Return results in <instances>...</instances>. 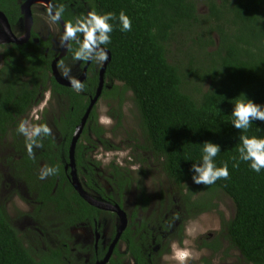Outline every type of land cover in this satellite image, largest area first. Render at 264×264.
<instances>
[{"label": "trees", "instance_id": "16d2710c", "mask_svg": "<svg viewBox=\"0 0 264 264\" xmlns=\"http://www.w3.org/2000/svg\"><path fill=\"white\" fill-rule=\"evenodd\" d=\"M20 1L23 0H0V9L12 27L21 17ZM53 1L54 10L63 6L65 23H74L91 11L112 12L117 19L111 22L114 26L111 43L106 46L109 59L102 64L91 61L82 82L84 90L79 94L54 77V57L47 56L42 48L50 42L42 41L39 45L31 40L22 45L13 44L2 52L0 131H15L14 147L21 156L17 167L23 170L30 189L35 192L38 207L49 209L58 218L62 223L61 234H64L62 229L82 224L95 227L101 222L102 214H115L82 198L64 170L73 134L97 91L101 69L106 64L102 94H109L117 109V114L110 115L121 122L127 92L131 90L141 115L142 135L146 136L143 143L138 136L134 137V147L150 152V158L161 164L167 177L180 189L184 201L169 215L161 208L149 214L151 197L140 182L130 222L120 233V238L127 242L129 260L135 264H159V259L169 251L170 241L183 239L185 223L209 210L206 199L194 198L195 193L191 189L185 192V188L187 183H193L190 167L200 156L201 144L211 141L221 146L216 162L218 166L228 163L229 177L210 186L202 185V189L208 193L222 190L233 200L236 210L224 222L220 234L206 237L201 245L218 253L227 241L240 251L245 263L264 264V170L253 172L245 162L236 168L232 166L233 157L238 156L239 135L264 137V122L253 121L247 133L239 132L229 122L234 98L241 93L264 105V0ZM199 2L205 4L206 13L199 11ZM121 11L132 21L129 32L120 30ZM176 43L179 44L176 51L186 49V60L173 57ZM78 46L70 42L67 57L59 64L72 60ZM80 62L84 69L88 62ZM3 71L7 72L6 78ZM114 81L122 82L123 88ZM207 82L210 85L203 91L201 86ZM192 85L195 89H191ZM47 89L53 97L67 102L62 114L53 117L61 140L50 131L49 135L38 138L41 146H34L30 156L26 139L17 127L31 108L41 102ZM46 121L44 116L40 125L49 127ZM82 134L75 160L84 189L125 210L126 192L135 178L130 164L139 163V174L147 176V153L134 155L135 160L126 166L112 161L108 169L110 176H106L111 185L108 190L96 170L101 162L93 159L91 153L97 146L106 150H118L121 146L104 139L105 130L98 123L96 105ZM145 142L147 145H143ZM45 166L58 171L41 180L39 175ZM116 235L113 229L112 239ZM62 237L59 235L57 240L64 241ZM106 250L99 249L101 257ZM60 258L59 253L37 258L20 238L0 202V264H61ZM200 261L211 264L205 258ZM124 263V253L116 247L110 264Z\"/></svg>", "mask_w": 264, "mask_h": 264}, {"label": "rangeland", "instance_id": "374dc122", "mask_svg": "<svg viewBox=\"0 0 264 264\" xmlns=\"http://www.w3.org/2000/svg\"><path fill=\"white\" fill-rule=\"evenodd\" d=\"M32 9V32H35L38 37L43 38L49 37L50 35L54 46L50 54L55 58L59 57L65 49V47L60 46L63 28L59 26L58 22L53 23L51 21L49 13L47 12L48 9L44 5L34 6ZM199 11L206 13V6L202 2H199ZM15 31H21L20 24L15 27ZM178 46L179 44L176 43L172 49L173 57L181 59L182 61L186 60V49L182 52L176 51L175 49ZM69 49L70 42L67 52ZM3 50L4 46H0V69L4 67V60L2 58ZM64 57L65 55L59 61ZM80 63V61L70 59V61H65L61 65L58 64V69L62 72L64 68H69L71 70L70 75L78 78L83 73V67ZM3 77H7L6 71H3ZM114 84L123 88V83L120 81H114ZM209 85L210 82L202 85L203 91ZM191 89H195V87L192 85ZM49 91L48 89L39 104L31 108L24 120H28L31 125H40L38 123L39 120L41 119L43 121L42 118L46 115V122L51 132L61 140L53 117L62 114L67 102L65 103L66 99L52 97ZM127 94L123 105V118L121 122H118L110 115V113L117 114V109L115 101L112 100L109 94H102L96 105L98 123L105 130L104 139L110 143L120 145L121 148L118 150H106L104 146H97L91 153L93 159L101 162V166L96 170L100 173L99 180L108 190L111 189V185L106 176H110L108 169L112 161H115L120 166H126L132 160H135L134 155L138 156V153H147L145 155L149 159H147L149 166L147 168V176L143 177L139 174V163L130 164L135 178L129 191L126 192L124 209L127 212V216H125V227L130 222V212L139 194V184L141 181L151 197V204L148 209L149 214L161 208L166 215H169L168 212L178 209L179 205L184 202L180 196V189L167 177L161 164L150 158V152L137 150L134 147V137L138 136L140 142L143 143L146 136L142 135L141 115L136 107L133 93L130 90ZM49 98L51 99L49 100ZM14 132L6 131L3 133L0 131V202L5 206L14 227L18 230L20 238L33 251L37 258L59 253L61 254V264H65L64 256H66V251L62 250V245L65 240L58 241L57 239L59 235H69L74 241V245L80 246L81 243L84 244V247L81 246V248H84V251L91 254L83 255L85 258L84 264H91L92 246L95 237L94 226L81 225L75 227L71 232L69 228L67 230L62 229L64 234H61L60 229L62 223L58 222V218L55 215L53 216L49 209H40L38 207L35 192L30 189V185L24 177L23 170L17 167L18 164L16 162L20 161L21 156L17 153V148L14 147ZM146 143L143 145H147ZM79 180L82 186H84L81 177H79ZM186 185L188 186L185 188V192L191 189L195 193L193 195L194 198L201 197L203 200L206 199L210 208L186 223L187 231H185V234L187 235L186 238L189 239L187 246H192L195 251V256L183 264H204L202 262L203 260L200 261L202 258L211 261V264H248L243 260L240 251L235 247L232 248L227 241L223 242L221 251L218 253H213L210 249L204 248L201 245L206 237H214L220 234L224 222L229 221L234 216L236 208L233 200L222 190H218L215 193H208L207 190L202 189V184L187 183ZM170 206H172V209ZM117 213L116 215L102 214L100 216L101 222L98 228L103 229V234H108V239L111 230L115 227L118 229L120 224V217ZM119 249L125 254L127 252V242L121 241L119 243ZM170 259L171 257L167 255L160 260V263L176 264ZM128 262L134 264L133 260H129Z\"/></svg>", "mask_w": 264, "mask_h": 264}, {"label": "clouds", "instance_id": "9594fccd", "mask_svg": "<svg viewBox=\"0 0 264 264\" xmlns=\"http://www.w3.org/2000/svg\"><path fill=\"white\" fill-rule=\"evenodd\" d=\"M63 13V6L57 7L54 14L53 10L50 9L51 21L53 23L61 21ZM116 19V15L112 12L100 14L91 11L86 16L77 18L74 23H66L60 38V46L67 47L69 42L74 41L79 45L73 54L74 61H96L102 64L109 59V51L106 46L111 43L110 34L114 27L111 22ZM118 19L121 31L129 32L132 30V21L124 11L119 13ZM70 71L69 68H64L61 75L69 81L71 88L79 94L84 90V84L79 79L72 77ZM232 105L229 122L239 132L247 133L253 121L264 122V105L255 103L246 94L241 93L234 98ZM17 131L25 137L26 147L31 156L33 147L41 146L38 138L49 135L51 130L46 124L31 125L28 120H21ZM239 141L238 156L233 157L232 166L236 168L239 167L240 162H245L253 172L260 173L264 170V137L241 134ZM201 145L200 156L197 161H193L190 167L192 182L196 185L210 186L219 179H227L229 177L228 163L222 162L218 166L216 162V158L221 152V146L211 141H205ZM57 171L55 167L45 166L41 169L39 178L41 180L46 179L48 176L55 175ZM187 255V252L183 253L180 257L181 260L183 261Z\"/></svg>", "mask_w": 264, "mask_h": 264}, {"label": "flooded vegetation", "instance_id": "af4514ba", "mask_svg": "<svg viewBox=\"0 0 264 264\" xmlns=\"http://www.w3.org/2000/svg\"><path fill=\"white\" fill-rule=\"evenodd\" d=\"M27 0H23V1H20L21 2V5L23 4V3H25ZM39 2H41V3H38V1L36 0V1H34V3L32 4V7H31V11L33 12V7L34 6H38V5H44L45 6V8L46 9H48L49 11H50V6L52 7V9H53V7H54V1L53 0H41V1H39ZM21 5H20V8H21ZM30 10V9H29ZM28 9H27V13H26V20L25 19H23V14H22V12H21V17H20V20H19V22L17 23V25L15 26V27H17L19 24L21 25V31L20 32H16L15 31V27H12L11 26V23H10V20H9V18H8V16L6 15V13L3 11V10H1L0 9V12H2L5 16H6V18L1 14L0 15V32H4V34H11V35H13L16 39H18V40H21V42H4V43H0V46H4V49L6 48V47H10V46H12L13 44H18V45H22V44H24V43H28L29 41H31V40H33L34 42H36L37 44H41L42 43V41H45V42H50V43H48L49 45L48 46H42V48L45 50V53H46V55L48 56L49 54H50V52H52V50H53V42L51 41V37H50V35H49V37H46V38H43V37H38V35L35 33V32H32V26H31V31L29 32L28 31V28L30 27V25L32 24V21H31V23L29 24V17H31V14H30V11H29ZM54 10V9H53ZM32 15H33V13H32ZM9 23V25H10V28H9V26L7 25ZM59 23V26L60 27H62V24L60 23V21L58 22ZM11 32V33H10ZM61 55V54H60ZM59 55V56H60ZM67 57V52H66V54H65V57L64 58H62V59H65ZM2 58H3V56H2ZM55 59V57L52 59V60H54ZM61 59V60H62ZM3 60H4V58H3ZM59 63H60V61H59ZM58 63V64H59ZM85 68V67H84ZM84 70V69H83ZM87 72H88V70H87ZM83 75V73L77 78V79H79V78H81V77H83L82 76ZM87 76V75H86ZM86 76L83 78V80L86 78ZM65 79V78H64ZM48 90V89H47ZM47 90H46V92H47ZM50 90V89H49ZM45 92V93H46ZM50 92V94H52V92H51V90L49 91ZM44 93V94H45ZM51 96V95H50ZM43 97H44V95H43ZM52 97H53V95H52ZM43 99V98H42ZM51 98H49V100H50ZM47 109V108H46ZM46 109H44V111H46ZM44 116H46V115H44ZM43 119V118H42ZM38 121V120H37ZM36 121V122H37ZM41 121V119L39 120V122L38 123H41L40 122ZM83 135V134H82ZM80 139H81V137H80ZM79 139V140H80ZM79 142V141H78ZM78 144V143H77ZM77 146V145H76ZM74 160H75V155H74ZM69 161H70V154H68V160H65V165H64V170H65V173L66 174H68V177H69V179L71 180V178H70V173H71V166L69 165ZM75 166H76V160H75ZM79 177V176H78ZM84 187V186H83ZM88 192V191H87ZM98 201H99V199H97ZM102 200H103V202H108V203H113V202H110V201H106V200H104V199H101V201L100 202H102ZM125 201H126V199H125ZM114 204V203H113ZM125 205V204H124ZM110 211V210H109ZM124 212H125V216H127V212L124 210ZM117 213V212H116ZM116 213L114 214V215H116ZM118 215H119V217H120V224H119V226H118V229L115 227V228H113V229H115V232L117 233V235H120V233L125 229V228H127V227H125V225L123 226V221H122V215L121 214H119V213H117ZM82 225H85L86 226V224H82ZM100 225V222L99 223H97L96 224V226L93 228L94 230H95V237H94V243H93V246H92V258H91V262L93 263V264H101V261H104V259L106 258V255H107V253L109 252V250H110V248H111V246H112V243H113V241H114V239H112V232H113V229L111 230V233H110V235H109V239H108V234H103L104 233V231H103V229H101L100 227L98 228V226ZM187 224L185 223V226H184V237H183V239H178V238H175V239H173V240H171L170 241V243H169V251L166 253V254H164L160 259H159V264H162V263H160V260L163 258V257H165V256H167V255H169L170 257H171V259L170 260H172V261H174L176 264H183L185 261H187L188 259H192V258H194V256H195V251H194V249L192 248V246L191 245H188L187 246V242H188V240L189 239H187L186 238V234H185V231H187V226H186ZM73 229H75V227H72V228H70V232L73 230ZM117 235H116V237H117ZM71 238L69 235H66V236H63L62 238H64L65 239V241L63 242V245H62V247L64 248V251H66V256H64V260H65V264H84V262H85V258L83 257V255L84 256H86V254H90V253H88V252H86V251H84V248H81V246H83L84 247V244H80V246H76V245H74V241L73 240H70L69 238ZM115 237V238H116ZM72 239V238H71ZM60 241H62L61 239H60ZM121 241H124L123 239H121V238H119V241L117 242V244L115 245V247H114V249H113V252H112V254H111V256H110V258L108 259V261L106 262V264H110V262H111V260L113 259V256H114V251H115V249H116V247H118V249H119V243L121 242ZM79 248H81V249H79ZM107 249L106 250V252L104 253V255L101 257L100 256V254H99V249H101V250H103V249ZM82 249H83V251H82ZM119 251L121 252V253H123L120 249H119ZM185 252H187L188 253V255L186 256V257H184V259H183V261L181 260V255L183 254V253H185ZM91 255V254H90ZM124 256H125V263L126 262H128L129 261V253L128 252H126L125 254H124ZM187 258V259H186ZM134 262V261H133ZM91 263V264H92ZM124 263V264H125ZM128 264H130L129 262H128ZM134 264H135V262H134Z\"/></svg>", "mask_w": 264, "mask_h": 264}, {"label": "water", "instance_id": "95a60500", "mask_svg": "<svg viewBox=\"0 0 264 264\" xmlns=\"http://www.w3.org/2000/svg\"><path fill=\"white\" fill-rule=\"evenodd\" d=\"M34 1L35 0H27L25 3H23L21 5V12L23 14V19H25V20H26L27 9L28 10L30 9L29 11H30V14H31L32 24H33V17H32L31 7H32V4L34 3ZM50 9L53 10L51 6H50ZM1 14L6 18V16L2 12H0V15ZM53 14H54V10H53ZM60 23L62 24V28H63V32H64V25L66 23L64 22L63 19H61ZM32 24L28 28L29 32L31 31ZM7 25L10 28L9 23ZM4 42H21V40L16 39L11 34H4V32H0V43H4ZM67 49H68V46L65 47L64 51L62 52V54L59 57H57V58H55L53 60V62H52V71H53V75L57 79V81H59L63 85L70 86L69 81L62 77L61 72L58 69V61L60 60V58L62 56H64L66 54ZM109 55H110V53H109ZM90 63H91V61H89L87 63V65L85 66V68L83 70V75H82L83 77L79 78L80 81H82L83 78L86 76L87 70H88V67H89ZM105 66H106V64L101 69L100 81H99V86L97 88V91H96L95 95L91 97V102H90V104H89L84 116L82 117L81 122L76 127V130H75V132L73 134V137H72V141H71L70 149H69V154H70L69 165L72 168L71 169V173H70V178H71V182H72L73 187L76 189V191L80 194V196L82 198H84L89 203L94 204V205H96V206H98L100 208L118 212L123 217L122 221H123V226H124L125 225V215H126L124 210L119 205H114V204H111V203H108V202H103V200H102V202H100L101 199H99V201H98L97 200L98 198L94 197L89 192H87L84 189V187L82 186V184L80 183V180H79V177H78V173H77V169H76V166H75V160H74V155H75V151H76V145H77V143H78V141H79V139H80L85 127H86V124H87V121H88V118L90 116V113H91L92 109L94 108L95 105H97L99 99L102 96L103 90H104V86H105L104 71H105V68H106ZM119 238H120V235H117V237L114 239V241L112 243V246H111L109 252L106 255V258L104 259V261H101V264H106V262L108 261V259L110 258L111 254L113 252V249H114L115 245L119 241Z\"/></svg>", "mask_w": 264, "mask_h": 264}, {"label": "bare ground", "instance_id": "6f19581e", "mask_svg": "<svg viewBox=\"0 0 264 264\" xmlns=\"http://www.w3.org/2000/svg\"><path fill=\"white\" fill-rule=\"evenodd\" d=\"M36 1V0H35ZM38 1V3H41V2H39V1H41V0H37ZM31 23V17H29V24ZM11 33V32H10Z\"/></svg>", "mask_w": 264, "mask_h": 264}]
</instances>
